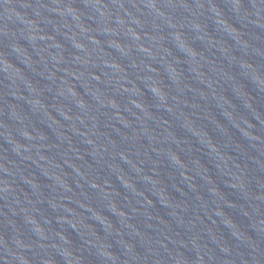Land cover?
<instances>
[{
    "label": "water",
    "instance_id": "95a60500",
    "mask_svg": "<svg viewBox=\"0 0 264 264\" xmlns=\"http://www.w3.org/2000/svg\"><path fill=\"white\" fill-rule=\"evenodd\" d=\"M0 264H264V0H0Z\"/></svg>",
    "mask_w": 264,
    "mask_h": 264
}]
</instances>
